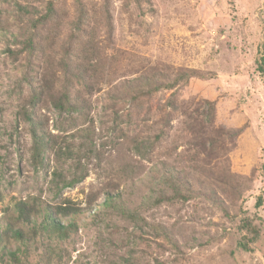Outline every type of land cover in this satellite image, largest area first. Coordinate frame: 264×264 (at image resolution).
I'll return each instance as SVG.
<instances>
[{
    "label": "rangeland",
    "instance_id": "374dc122",
    "mask_svg": "<svg viewBox=\"0 0 264 264\" xmlns=\"http://www.w3.org/2000/svg\"><path fill=\"white\" fill-rule=\"evenodd\" d=\"M48 1L0 0V233L21 199L88 207L69 237L29 242L21 264H264V201L257 206L264 199V0H110L111 34L106 21L92 20L104 0H83L90 19L80 30L75 0H50L57 13L44 19ZM50 28L62 41L52 51L56 75L48 76L57 89L67 81L72 38L89 40L95 29L97 50L110 60L93 89L74 87L89 103L86 119L47 99ZM31 36L45 38L42 52L26 48ZM187 69L208 78L136 102L124 89L141 75ZM136 139L147 141L144 155ZM173 169L193 189L211 186L215 194L167 200L163 172ZM75 173L83 179L64 186ZM108 195L115 208L105 205ZM8 246L25 250L15 239ZM2 264L16 263L4 256Z\"/></svg>",
    "mask_w": 264,
    "mask_h": 264
},
{
    "label": "trees",
    "instance_id": "16d2710c",
    "mask_svg": "<svg viewBox=\"0 0 264 264\" xmlns=\"http://www.w3.org/2000/svg\"><path fill=\"white\" fill-rule=\"evenodd\" d=\"M75 5L78 11L75 28L80 30L82 25L87 23L90 17L86 4L83 2V0H75ZM109 7L110 0H104L103 8L93 15L92 20L94 24H104L105 22L103 23V21H106V30L111 34V29H113V27L111 23V13ZM20 8L24 9L22 6H20ZM56 13L57 11L53 7V2L49 0L47 2V15L44 16V19L55 16ZM39 23L40 21L35 24V27H38ZM57 31V28L48 29L46 37L47 55L49 56L47 62L49 67L47 68V80L45 82V86H47L45 88L47 91V99L58 111L65 113H76L79 114V117L82 119H86L88 117L89 103L83 93H81L79 90H75L74 87L78 83L83 84L84 88L93 89L97 85V83H94V79H98L101 76L107 62L110 60H103L102 53L100 50H97L95 42V29L92 30L89 40L78 39L79 41L74 43L77 41V39L72 38L68 41L70 42L68 48L71 51H69V56L67 54L63 61L65 68L64 78L67 79V81L62 86V88L57 89L54 87L51 79L48 78L50 75H56L54 72L55 54L52 56V51L55 53V47H58L57 45L62 42L57 39L59 37V33ZM44 43L45 38L36 40L35 38L33 39V36H31L27 40L26 45H24L29 50V52L32 53L42 52ZM258 70L261 73H264V45L261 49ZM214 77L215 76H211L210 78ZM205 78H208V76H204L195 69L177 70L174 73L165 70L160 73L153 72L148 75H141L132 81H127L124 85V89L128 93L130 101L136 102L138 99H141L145 96L150 97L163 89L180 88L182 86L189 85L192 79ZM41 94V92H37L32 97L30 101L31 104L35 105V102L41 98ZM169 104H172L170 100ZM209 104L210 111L212 113L215 109V106L213 101L209 102ZM25 117L27 119H31V114H26ZM220 131V128L214 131V133L217 134V136L213 137L216 144L220 140V135L222 133ZM233 133L240 135L242 130L234 129ZM162 135L163 134H158L156 138L161 139ZM146 142L147 141H139L136 139V141L133 143L134 148H136V150L141 155H144L142 152L145 150L147 151L148 149ZM60 150L61 147H59L57 151L60 152ZM39 157L40 148L37 146L34 148L33 162L36 163L39 160ZM163 175L165 178V183L171 190V194H165V198L167 200H188L194 195L210 198L215 194V192L211 193L214 189L211 186L210 188L205 187L198 190L193 189L192 185L186 179H184L183 173L180 170H166L163 172ZM83 177L84 176L75 173L73 179L70 182H66V180H64L63 185L65 186L67 184L72 186L76 182L81 181ZM203 177L207 176L203 175ZM233 190H238L241 192L240 187H236ZM228 192L229 191L226 192V196ZM113 197L110 195L106 196L104 200L105 205L115 208V199H113ZM1 198L2 196L0 192V200ZM214 201L218 202L219 206L222 208V200L219 197H216ZM263 201L264 199L262 196H259L257 200V206H261ZM93 203V200H89L88 205H92ZM87 207L88 206L82 207L80 204L69 198H64L56 205L44 204L40 202L38 198H34L31 201L24 199L16 201L14 208L17 214L13 220L7 222V225L2 229V233H0V246L3 245L2 253L0 254V264L4 262V256H7L8 260L13 263L21 264L22 257H24L23 255L27 253L26 250L28 249V243L32 242L34 239L36 240L39 234H44L45 236L47 235L49 237L54 236L58 239H65L69 237L71 231H75L77 229V223L74 218L85 212ZM223 210L226 212V214H228L225 207H223ZM37 217L41 218L40 221L36 219ZM251 226V223L247 220L242 224L243 229L246 230H249V227ZM258 233L259 230H257L254 235L248 238V240L250 242L255 241L258 237ZM4 237L7 239V243L5 242V244H3ZM11 239H15L16 241L21 242L22 245H25V250H21V247L16 248L13 251L8 250V244L11 243ZM240 245L244 249H250L248 243L246 242H241Z\"/></svg>",
    "mask_w": 264,
    "mask_h": 264
}]
</instances>
